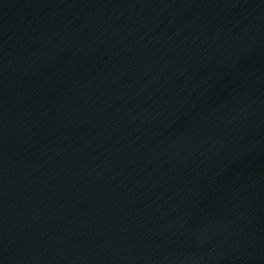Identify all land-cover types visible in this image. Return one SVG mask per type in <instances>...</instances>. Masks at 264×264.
Masks as SVG:
<instances>
[{
  "label": "water",
  "instance_id": "95a60500",
  "mask_svg": "<svg viewBox=\"0 0 264 264\" xmlns=\"http://www.w3.org/2000/svg\"><path fill=\"white\" fill-rule=\"evenodd\" d=\"M0 264H264V0H0Z\"/></svg>",
  "mask_w": 264,
  "mask_h": 264
}]
</instances>
